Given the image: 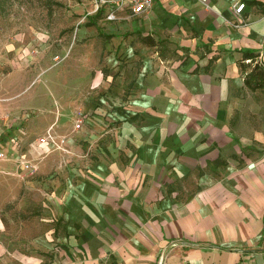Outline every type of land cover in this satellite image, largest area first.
Wrapping results in <instances>:
<instances>
[{
	"label": "crops",
	"instance_id": "0c3cea01",
	"mask_svg": "<svg viewBox=\"0 0 264 264\" xmlns=\"http://www.w3.org/2000/svg\"><path fill=\"white\" fill-rule=\"evenodd\" d=\"M125 19L139 52L105 83L116 110L90 99L81 131L47 127L23 152L0 130L10 176L56 161L38 196L49 244L20 264H264V0H154L107 23ZM48 130L63 150L35 149Z\"/></svg>",
	"mask_w": 264,
	"mask_h": 264
},
{
	"label": "rangeland",
	"instance_id": "374dc122",
	"mask_svg": "<svg viewBox=\"0 0 264 264\" xmlns=\"http://www.w3.org/2000/svg\"><path fill=\"white\" fill-rule=\"evenodd\" d=\"M135 22L107 23L92 13L91 0H0V120L6 121L0 130L9 146L26 151L20 139H34L47 127L70 138L83 128L90 99L95 110L105 104L116 110L105 83L113 87L117 67L139 52ZM77 120L80 128L74 130ZM54 157L40 161L43 172L23 178L10 176L7 158L0 160V247L10 249L0 264H20L22 256L41 254L49 244L44 233L52 224L40 218L38 196L53 191L48 183Z\"/></svg>",
	"mask_w": 264,
	"mask_h": 264
},
{
	"label": "built area",
	"instance_id": "2783aa9c",
	"mask_svg": "<svg viewBox=\"0 0 264 264\" xmlns=\"http://www.w3.org/2000/svg\"><path fill=\"white\" fill-rule=\"evenodd\" d=\"M154 0H91L92 13L102 16V19L106 22H113L118 19V15L123 13L125 17H138L147 13ZM200 3L206 5L207 0H199ZM244 9L242 2H236L233 6V12L236 15H240ZM81 121L77 120L74 125V129L80 128ZM64 138H60L59 141H55V137L48 130L45 136L36 140L35 149H41V151H47L52 145L55 149L63 150ZM6 158L5 154L0 152V160ZM19 165L22 168L23 174H32L36 171V167L27 161H20Z\"/></svg>",
	"mask_w": 264,
	"mask_h": 264
},
{
	"label": "trees",
	"instance_id": "16d2710c",
	"mask_svg": "<svg viewBox=\"0 0 264 264\" xmlns=\"http://www.w3.org/2000/svg\"><path fill=\"white\" fill-rule=\"evenodd\" d=\"M96 17H98V16H100V13H98V14H96L95 15ZM91 19H89L88 20V23L87 24H89L88 26H91L90 24H91ZM144 41H145V43L147 44V45H149V46H153V41H152V39L150 38V37H146L145 39H144ZM248 56H247V58H250V56L251 55H249V54H247ZM258 71H257V69H256V67H254L253 68V70L249 73V74H247L246 75V77H245V83L246 84H249V83H251L252 81H254V86H256V87H260V86H262V83H259V82H257V81H255L256 79H257V77H258V73H257Z\"/></svg>",
	"mask_w": 264,
	"mask_h": 264
}]
</instances>
